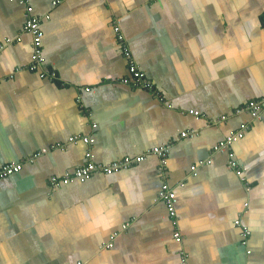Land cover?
I'll return each instance as SVG.
<instances>
[{
	"label": "crops",
	"instance_id": "obj_1",
	"mask_svg": "<svg viewBox=\"0 0 264 264\" xmlns=\"http://www.w3.org/2000/svg\"><path fill=\"white\" fill-rule=\"evenodd\" d=\"M27 1L41 18V69L55 77L27 68L26 6L0 0V43L21 38L0 55V166L67 147L0 178V264H181L182 250L186 264H264V112L257 120L235 112L264 96V0ZM116 23L163 99L119 81L130 60ZM247 123L230 153L212 150ZM78 134L95 143L68 142ZM169 142L163 170L150 154L110 175L49 187L89 149L110 162ZM163 183L176 191L178 228L159 199Z\"/></svg>",
	"mask_w": 264,
	"mask_h": 264
},
{
	"label": "built area",
	"instance_id": "obj_2",
	"mask_svg": "<svg viewBox=\"0 0 264 264\" xmlns=\"http://www.w3.org/2000/svg\"><path fill=\"white\" fill-rule=\"evenodd\" d=\"M22 4L26 6V11H25V16H26V21L24 24V30L26 32H29L32 34L33 37V52H32V59L30 64L27 65V68L30 71H39L40 76L42 77H49L50 79H54L55 74L54 73H48L44 70L41 69V67L44 65L45 57L43 55V50H42V39H43V31L41 29V18L38 15H35L31 11V6L28 4L27 0H20ZM56 3V2H55ZM115 31L116 35L118 38V41L123 47L124 54L125 56L130 60L129 61V76H126L119 81L122 84H126L129 86H132L134 88H145L152 92V94L159 98L163 99V96L157 86L155 85L154 82H151L150 80H147L145 77V74L138 65H136L132 61V56L131 52L129 51V47L127 45L126 39L121 32V28L118 23L115 24ZM20 37L13 38V37H8L5 39L4 42L0 43V55L3 50V48L17 40H20ZM23 67H17L15 69V72L22 70ZM10 78L14 77V73L9 75ZM191 114H194L196 116L200 115L201 113L198 110L191 109L189 111ZM235 112L240 114V113H249L252 116L253 120L260 119L262 116V113L264 112V96L256 99H251L249 102L246 104H243L242 106H239L238 108L235 109ZM204 115V114H202ZM228 118L227 115H223L220 117L219 121H225ZM96 126V124H94ZM252 123H247L244 124L241 128L233 131L231 134L223 138L219 143H217L213 147L214 152H228L230 153L233 143L235 140L240 139L244 137L245 133L251 128ZM196 132L193 130L190 131H182L180 133L181 137H189L195 135ZM69 143L72 144H77L79 142H83L87 144L88 146H92L95 143V138L92 136H86L82 134L74 135L71 136L68 140ZM172 142L163 144V145H158V146H153L152 148L147 149L145 152L139 155L135 156H124L120 159L112 160L110 162H98L94 160V155L92 153V150L89 149L86 152L85 156V162L75 168L73 171H66L61 174H53L50 176L48 184L51 189H57L62 185L65 184H71L74 182H85L89 180L95 173H104L106 175H110L118 170L121 169H126L129 167H132L139 162L145 160L147 156L150 154H156L160 157L161 160V169L163 170L167 164H168V157L170 154V149H171ZM67 147V144L64 143H57L53 144L51 146H48V148H43L39 151L34 152L30 156L26 157L25 159L21 161H10L2 166H0V178H5L7 176H10L14 173L20 172L25 163L28 162H34L36 158H38L40 155L46 153L48 150L55 149V148H60L64 150ZM231 167L235 168L236 173L241 176L243 179V171L242 167L239 165L238 162L231 160L230 162ZM193 171L195 172L196 166H192ZM159 199L163 200L167 206L172 224L178 228V214H177V209H176V203H177V194L174 188H171L169 184L163 183L160 191H159ZM248 205V203H245ZM236 224H240V220H236ZM129 226V223H126L124 225V228ZM243 235L247 236L250 234V230L247 228L243 229ZM174 237L178 242L182 241V234L181 232L177 229L174 233ZM112 243L110 242L107 244V247H111ZM188 258V254L186 251L182 250L181 251V264H186Z\"/></svg>",
	"mask_w": 264,
	"mask_h": 264
}]
</instances>
